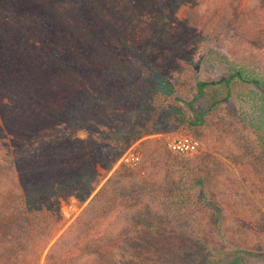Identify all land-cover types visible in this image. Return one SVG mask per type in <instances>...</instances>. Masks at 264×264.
Here are the masks:
<instances>
[{
  "label": "rangeland",
  "instance_id": "rangeland-1",
  "mask_svg": "<svg viewBox=\"0 0 264 264\" xmlns=\"http://www.w3.org/2000/svg\"><path fill=\"white\" fill-rule=\"evenodd\" d=\"M94 1L87 2L93 9H80L74 0H41L29 15L6 4L2 16L25 27L31 49L42 47L52 30L62 47L79 50L83 64L90 59V72L76 75V85L86 77L94 88L106 87L102 110L108 123L118 104L122 111L126 96L148 87L155 74L186 101L196 81L226 77V62L250 66L264 79V0ZM249 91L234 82L226 98L224 86L206 88L197 107L215 104L204 123L190 126L192 114L184 112L174 130L153 136L165 153L153 142L132 145L124 156L128 161L121 157L112 171L125 164L122 174L136 176L115 179L105 201L88 213H83L88 202L61 200L63 229L57 238L64 233L65 243L74 247L70 263L220 264L237 248L251 253L244 264H264V133L256 136L254 130L262 101ZM21 121L32 124L26 115ZM73 135L87 140L84 130ZM181 136L198 142L196 153L168 151L165 141ZM131 153L138 158L130 160ZM180 159L189 165L185 172L176 166ZM177 190L184 192L178 202ZM4 193L13 192H0V204L7 205ZM86 245L93 254H83Z\"/></svg>",
  "mask_w": 264,
  "mask_h": 264
},
{
  "label": "trees",
  "instance_id": "trees-1",
  "mask_svg": "<svg viewBox=\"0 0 264 264\" xmlns=\"http://www.w3.org/2000/svg\"><path fill=\"white\" fill-rule=\"evenodd\" d=\"M39 1L0 0V192H13L12 197L4 193L7 205L0 204V264H41L43 257L44 264H71L74 247L65 243L64 233L57 238L63 229L60 201L73 198L82 205L88 202L83 213L104 202L115 179L122 182L136 176L122 174L125 164L112 171L132 145L153 142L165 153L161 140L153 136L174 130L178 121L184 120V112L192 114L190 126L204 123V116L215 103L207 108H198L197 104L208 87L224 86L228 98L234 82L248 85L249 93L262 101L254 123L256 136L264 133V79L250 66L229 62L224 63L226 77L196 81L190 101L178 96L173 85L155 74L148 87L135 96H126L122 111L118 104L108 123L102 110L106 87L96 89L86 77L83 84L76 85V75L90 72L91 66L86 64L90 59L83 64L79 50L62 47L52 30L42 47L31 49L25 27H14L2 16L6 4L11 11L18 6L29 15L38 11ZM89 1L95 3H74L80 9H93ZM47 22L49 28L54 27L51 19ZM85 48V54H89L88 46ZM183 59H178V68ZM22 115L32 124L23 125ZM53 130V134L47 133ZM76 130L86 131L87 140L77 139L73 135ZM176 163L179 170L187 171L189 165L184 160ZM176 193L174 200L178 202L184 192ZM88 246H84L83 254L94 253ZM248 256L249 251L236 248L220 264H244Z\"/></svg>",
  "mask_w": 264,
  "mask_h": 264
},
{
  "label": "built area",
  "instance_id": "built-area-1",
  "mask_svg": "<svg viewBox=\"0 0 264 264\" xmlns=\"http://www.w3.org/2000/svg\"><path fill=\"white\" fill-rule=\"evenodd\" d=\"M165 147L171 153H175L178 155H192L197 152L198 150V142L191 137L188 136H181L174 140H166L164 143ZM129 151H127L123 156L122 160L128 161L126 157H124ZM133 154V153H131ZM138 158V153L133 154L130 160H134Z\"/></svg>",
  "mask_w": 264,
  "mask_h": 264
}]
</instances>
